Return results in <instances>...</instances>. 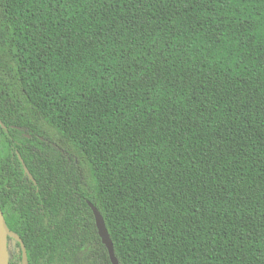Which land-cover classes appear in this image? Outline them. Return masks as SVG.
Here are the masks:
<instances>
[{
    "label": "trees",
    "instance_id": "16d2710c",
    "mask_svg": "<svg viewBox=\"0 0 264 264\" xmlns=\"http://www.w3.org/2000/svg\"><path fill=\"white\" fill-rule=\"evenodd\" d=\"M0 119L29 264H264V0H0Z\"/></svg>",
    "mask_w": 264,
    "mask_h": 264
},
{
    "label": "water",
    "instance_id": "95a60500",
    "mask_svg": "<svg viewBox=\"0 0 264 264\" xmlns=\"http://www.w3.org/2000/svg\"><path fill=\"white\" fill-rule=\"evenodd\" d=\"M0 125L5 128L4 124L2 123L0 119ZM21 159V157H19ZM22 160V159H21ZM22 163L24 164L23 160ZM24 170L28 174L29 178L34 181L33 176L30 174L28 168L24 164ZM89 207L91 208L94 218H95V224L96 228L99 234V237L102 240V243L105 245L111 263L112 264H119V261L115 255V250H114V245L113 242L110 238V234L108 232V229L105 224V220L100 213V211L91 203L88 202ZM10 240H15L17 244L20 246V251H21V264H29L28 260V255H27V250L26 247L20 238V236L11 231L10 228L7 225L6 219L4 217L2 208L0 206V264H10V253H9V242Z\"/></svg>",
    "mask_w": 264,
    "mask_h": 264
},
{
    "label": "rangeland",
    "instance_id": "374dc122",
    "mask_svg": "<svg viewBox=\"0 0 264 264\" xmlns=\"http://www.w3.org/2000/svg\"><path fill=\"white\" fill-rule=\"evenodd\" d=\"M1 154V153H0ZM16 241L12 240L9 242V253H10V259H16L18 260L19 264H21L20 258V250L16 245ZM16 257V258H15Z\"/></svg>",
    "mask_w": 264,
    "mask_h": 264
},
{
    "label": "flooded vegetation",
    "instance_id": "af4514ba",
    "mask_svg": "<svg viewBox=\"0 0 264 264\" xmlns=\"http://www.w3.org/2000/svg\"><path fill=\"white\" fill-rule=\"evenodd\" d=\"M19 157H21L20 155H18V159L20 160V162H21V164H22V166H23V168H24V164L22 163V160L19 158ZM27 174V173H26ZM28 175V174H27ZM29 177V176H28ZM30 179V178H29ZM31 180V179H30ZM10 241H12V240H10ZM17 245V247H18V245L19 244H16ZM18 248H20V246L18 247Z\"/></svg>",
    "mask_w": 264,
    "mask_h": 264
}]
</instances>
